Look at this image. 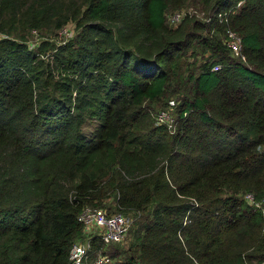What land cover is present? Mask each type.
Wrapping results in <instances>:
<instances>
[{
  "label": "trees",
  "instance_id": "1",
  "mask_svg": "<svg viewBox=\"0 0 264 264\" xmlns=\"http://www.w3.org/2000/svg\"><path fill=\"white\" fill-rule=\"evenodd\" d=\"M187 1L0 0V264H71L80 210L110 199L145 217L128 252L93 235L88 260L264 261V215L243 199H264V0H200L229 23L169 25ZM175 95L170 130L152 114Z\"/></svg>",
  "mask_w": 264,
  "mask_h": 264
},
{
  "label": "built area",
  "instance_id": "2",
  "mask_svg": "<svg viewBox=\"0 0 264 264\" xmlns=\"http://www.w3.org/2000/svg\"><path fill=\"white\" fill-rule=\"evenodd\" d=\"M242 0L238 1L236 7L240 6ZM232 8L218 10L213 14L207 13L205 10H200L189 6L172 11L168 16V24L176 26L187 17L200 19L208 25L229 23L230 13ZM215 28H210V33H213ZM66 33V29L63 31ZM224 44L228 47L231 54L241 60H245L243 51V41L241 35L232 28H227L223 38ZM219 65H214L213 70H217ZM172 108L159 109L153 112L152 116L156 123L163 124L168 129L173 130L176 125V116ZM243 199L250 206L257 208L264 215V199L259 200L254 193L246 192ZM79 220L83 225L84 239H77L71 246L69 259L71 264H106L110 262L107 255L98 254L91 260H88L91 248V237L96 235L104 242H114L121 240L128 232L132 219L130 215L122 212H109L103 207L84 206L78 215ZM255 264H264V261L256 262Z\"/></svg>",
  "mask_w": 264,
  "mask_h": 264
},
{
  "label": "rangeland",
  "instance_id": "3",
  "mask_svg": "<svg viewBox=\"0 0 264 264\" xmlns=\"http://www.w3.org/2000/svg\"><path fill=\"white\" fill-rule=\"evenodd\" d=\"M187 4V5H186ZM184 5H186V6H183V7H181V9L182 8H185V7H189V6H192V7H195V8H197V9H200V8H204V6L202 5V3H201V1L200 0H188ZM180 9V8H179ZM175 10H177V9H175ZM175 10H168L167 11V13H166V21H167V23H168V16H169V14L172 12V11H175ZM71 28V24H68V28H67V30L68 29H70ZM71 30V29H70ZM199 51V50H198ZM198 57H197V59H198V61H197V63H199V61H201L203 58H202V54H199L198 53V55H197ZM193 61V58L192 57H190V56H186V57H184V58H182L181 59V65H180V72H182V71H184V69H185V66L188 64V63H190V62H192ZM187 70H188V68H186ZM184 88L186 89V88H189V83L188 84H185L184 85ZM182 91V90H181ZM176 95L174 96V98H172L169 102H167L165 105H163V106H161V104H157V105H155V106H158V105H160V106H158L157 108H161V109H164V108H172L173 109V111L174 110H176L175 109V106H176ZM175 112V111H174ZM176 113V112H175ZM111 200V199H110ZM110 200H107V202L105 203V205L104 206H102V207H104V208H109V203L111 202ZM110 210H113L112 208H109ZM133 216V217H132ZM130 217H131V219L133 218V225L131 226V228H130V230H129V232L128 233H126L125 235H124V237L121 239V240H119L117 243H113V244H103V246H102V250L101 251H99V252H104V253H106V254H111L112 252H114V251H117V252H120V251H122L124 254L126 253V252H128L130 249H131V246H132V227H134V222H137L140 218H142V217H145V214H142V215H140V216H138L137 215V217H135L134 215H130ZM81 238V237H80ZM85 237H83V238H81L82 240L84 239ZM119 257H121V256H119ZM118 257V258H119Z\"/></svg>",
  "mask_w": 264,
  "mask_h": 264
}]
</instances>
